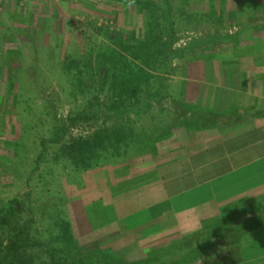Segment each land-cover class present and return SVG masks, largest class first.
<instances>
[{"label":"rangeland","instance_id":"rangeland-1","mask_svg":"<svg viewBox=\"0 0 264 264\" xmlns=\"http://www.w3.org/2000/svg\"><path fill=\"white\" fill-rule=\"evenodd\" d=\"M151 2L156 8L149 28L141 10ZM168 4L173 10L162 21ZM93 27L135 32L139 38L151 29L161 35L171 30L174 55L167 74L157 60L156 70H148L151 78L142 85L126 79L122 86L123 79L118 85L111 78L101 88L95 72L88 83L90 94L82 95L72 88L77 80L64 60L91 56L95 70L99 49L112 45ZM263 45L264 0H0V210L13 201L18 212L9 226L0 222V251L13 226L23 227L30 219L34 241L82 259L99 261L113 254L130 264H184L169 259L167 240L159 247L137 243L143 236L139 233L136 244L129 243L127 228L151 217L147 207L164 202L167 179L179 174L175 166L186 158L178 144L191 133L200 139L218 125L219 104L198 105V86L214 83V76L233 67L239 55L264 54ZM158 89L161 94L154 97ZM91 102L101 104L105 114L92 116ZM114 104L122 107L116 114ZM71 118L80 120L52 143L54 128ZM118 126L135 128V138L129 140L135 150L129 154L101 157L87 170L54 161L64 143ZM172 183L179 190L191 186L189 181H180V187ZM201 191L188 194V202L203 200L197 195ZM64 221L71 225V250L54 243ZM198 256L185 263L199 264Z\"/></svg>","mask_w":264,"mask_h":264},{"label":"crops","instance_id":"crops-1","mask_svg":"<svg viewBox=\"0 0 264 264\" xmlns=\"http://www.w3.org/2000/svg\"><path fill=\"white\" fill-rule=\"evenodd\" d=\"M247 53L221 69L214 83L206 76L209 82L198 86V105L219 104L218 125L201 134L205 138L191 133L178 144L186 158L175 166L179 174L167 179L166 204L147 207L150 218L129 224L134 225L126 231L129 243L136 244L139 233L137 243L159 247L167 240L169 259L184 264L197 255L199 264H264V54ZM216 88L222 92L219 100ZM186 180L191 186L176 189ZM195 190H202L197 195L204 199L192 200L191 206L186 196Z\"/></svg>","mask_w":264,"mask_h":264},{"label":"trees","instance_id":"trees-1","mask_svg":"<svg viewBox=\"0 0 264 264\" xmlns=\"http://www.w3.org/2000/svg\"><path fill=\"white\" fill-rule=\"evenodd\" d=\"M145 4L148 5L141 11L147 16V25H150V28L153 27L155 11L153 12L152 10L156 8V5L152 2ZM172 10V5L168 4V8L161 12L160 19L162 21L166 19L167 15L169 16ZM165 25L171 26L172 28V25L169 23ZM93 28L100 36L109 40L112 45V47H105V50L99 49L101 51L96 58L97 64L95 70H93V60L91 56L79 60L73 58L64 60L68 61L65 63L68 72H73V77L77 80V83H72V88L76 86L82 95L86 96L90 94L91 86L90 84L88 85V83L90 78H94L93 73L95 72L98 75L97 82H99L101 88H104L107 81L111 78L113 79L112 81H116L118 85L121 84L120 82L123 79L121 85L124 86L126 79H129L133 86H139L142 81H149L151 75L148 70H156L153 64H155L157 60L162 65L160 71L167 74L169 68L168 63L171 60V56L174 55V52L172 49L173 34L171 30L166 33L168 29L166 26V31L162 30L163 32L165 31L163 35L157 34L151 29L149 35H145V37L143 36L142 38H139L135 32H132L133 34L130 35L131 33L128 34L125 31L110 30L107 27ZM152 35H154L153 38ZM135 62H140L142 67L138 64L136 65ZM81 65L83 69H80ZM102 70H105V73H101ZM12 84V87H14V83ZM161 91L162 89L156 90L154 97L161 94ZM89 105L90 107L88 108H91L92 116L94 114V117H99L105 114L101 104L98 103V105L95 106V104L91 102ZM112 108L113 113L116 114L122 107L114 104ZM85 115L86 113H84L83 116ZM84 119L85 118H82L81 120ZM78 120L80 119L71 118L68 124L62 122L61 126H56L51 142L57 144L61 132L67 131V127H69V125L73 126ZM135 134L136 132L133 126L128 128L119 126L111 129L103 128L101 131L98 130L97 132H93V134L87 138H78L70 143H64L55 153L54 161L66 162L75 168L87 170L91 167L92 163L101 157H121L123 154L127 155L130 151H134L135 149L131 146L129 140L135 138ZM124 142L125 145L122 146ZM141 150H143V148ZM45 152L46 149L44 148L40 154L41 157L39 160L43 157ZM16 203L17 202L14 203L12 201L0 210L1 223L9 226V223L15 217V213H18ZM28 221V224L23 227L18 226L17 228L13 226V229L9 232V235H7V243L3 245L0 251V264H130L127 261H125L126 263L123 262V257H118L113 254L109 256L105 255L103 258L97 259L99 261H93V258L82 259L79 256H72L71 253L64 252L60 247L46 246L44 243L34 241L30 236V223H32V220L29 219ZM58 228V234L54 238V243L61 242L58 244L67 245L68 249H70V246L74 242L70 223L67 221L61 222L58 224Z\"/></svg>","mask_w":264,"mask_h":264}]
</instances>
